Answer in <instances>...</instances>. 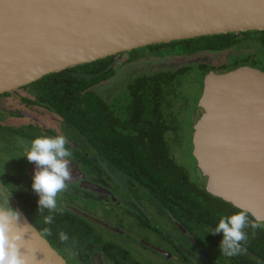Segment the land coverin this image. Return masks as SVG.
<instances>
[{
    "label": "flooded vegetation",
    "instance_id": "1",
    "mask_svg": "<svg viewBox=\"0 0 264 264\" xmlns=\"http://www.w3.org/2000/svg\"><path fill=\"white\" fill-rule=\"evenodd\" d=\"M251 37L219 50L188 53L167 47L157 54L145 46L132 61L125 60V52L118 54L112 74L82 91L100 97L113 110L107 112L105 126L94 118L93 126L82 127L91 116L74 109L78 103L68 100L75 96L71 92L76 91L75 84L71 88L63 85L59 96V91L49 90L41 77L0 93L2 156L18 155L3 143L7 133L12 137L6 144L16 147L20 155L36 136L63 135L72 152L71 180L57 195L58 210L52 213L53 223L46 226L51 235L44 236L69 264H264V228L246 229L249 238L242 243L245 251L234 258L218 252L219 234L206 233L214 226L209 218L214 210L210 205L219 197L199 190L204 178L192 155V127L177 126L183 111L192 113L193 118V109L185 110L186 98L173 94L159 103L155 96L132 93L137 89L136 79L187 65H193L188 76L197 72L196 100L201 91V75L229 70L233 58L238 66L264 72V59L258 58L259 52L229 53L219 64L200 57L203 53L221 54L246 44H258L256 36ZM53 73H59V78L78 74L68 69ZM189 96L191 103L196 101ZM62 105L68 109H61ZM17 158L9 157L14 164L0 176V183L15 186L7 198L9 205H17L40 232L45 227L42 215L48 213L35 209L37 197L30 188L33 171L29 169V175L24 176V160ZM31 166L35 167L33 163ZM217 209L228 211L227 215L237 211L234 207ZM61 231L68 234V241L58 240Z\"/></svg>",
    "mask_w": 264,
    "mask_h": 264
},
{
    "label": "water",
    "instance_id": "2",
    "mask_svg": "<svg viewBox=\"0 0 264 264\" xmlns=\"http://www.w3.org/2000/svg\"><path fill=\"white\" fill-rule=\"evenodd\" d=\"M264 31V0H0V93L148 45ZM192 155L205 190L264 218V72L202 78ZM29 264H69L16 205Z\"/></svg>",
    "mask_w": 264,
    "mask_h": 264
},
{
    "label": "clouds",
    "instance_id": "3",
    "mask_svg": "<svg viewBox=\"0 0 264 264\" xmlns=\"http://www.w3.org/2000/svg\"><path fill=\"white\" fill-rule=\"evenodd\" d=\"M66 144L63 135L36 136L23 154L19 155L35 165L30 177V188L37 197L35 209L42 214L45 210L48 213L41 218L45 227L41 229L40 235L45 237L51 235L46 226L53 223L52 213L58 210L57 195L66 189L71 180L69 164L72 152ZM15 156L18 155H10L7 159ZM2 172L0 167V174ZM14 187L10 183H0V264H29L28 258L20 251L24 242V226H19V213L9 205L7 199ZM232 207L237 208V211L221 215L211 230L206 232L220 235L218 252L229 258L237 257L245 251L242 243L248 239L246 229L264 228V218L251 213L248 208L235 204ZM58 240L66 242L69 236L61 231Z\"/></svg>",
    "mask_w": 264,
    "mask_h": 264
},
{
    "label": "trees",
    "instance_id": "4",
    "mask_svg": "<svg viewBox=\"0 0 264 264\" xmlns=\"http://www.w3.org/2000/svg\"><path fill=\"white\" fill-rule=\"evenodd\" d=\"M253 35L256 36L255 42H257L258 45L260 46L259 54L264 56V31L243 32V33H240L238 38H235L236 34L201 36V37H196V38H191V39L173 41L168 44H156V45H149L146 47L149 48L151 52L157 53V54H162L161 51L162 50L165 51L167 47L168 48L176 47L188 53L193 52L198 49L219 50V49H223V48H227L231 46L236 40H239L241 38H250L251 36L253 37ZM124 54H125V60L127 61L135 60L141 54L140 48L134 49L130 52H125ZM117 56L118 54L106 57L104 59H99L91 63L80 64V65L74 66L73 68H67L68 70L78 72V74H74L71 76L66 74L65 76H63V78H59L58 77L59 73H52V74L43 76L41 78V81L46 85V87L49 90L53 92L55 90L59 91V93H57V95L59 96L60 94H63L61 93V91H63V85H68L69 88H71L75 84L76 91H71L72 93H75L73 94L75 96L73 98L68 97V100H71L74 103H78L77 106L75 105L74 109L81 111V112L90 113L89 116H91L90 119L87 118L86 122H83L81 124L82 127H84L85 129H88V127L93 126L94 118H96L97 122H100V124L105 126L107 125L105 122V118L107 117L106 116L107 112H111L113 110H111L109 106L105 103V101L101 99L100 97L95 96L94 94L90 92H87V91L82 92V91L89 84L108 78L113 72L112 65H114V62L116 61ZM236 61L237 60L233 58V60L229 64L230 67L228 68L231 69V68H234L235 66H238ZM192 67L193 65H187L176 71L161 70L159 72H155L147 76L145 75L140 78L141 80L136 79L134 84L136 85L137 89L136 91H133L132 93L135 94L136 92H138L139 93L138 95H142L145 97H147L146 95L148 94H149L148 96H155V98L159 100L158 101L159 103H163V101H166L165 99H167V97L170 95L174 94L176 96L178 95L180 96L181 93H180L179 88L182 87V84H183L182 82L188 77V74L191 73ZM203 67H205V65ZM202 78H203V75H201L200 81H202ZM61 81H63L64 83H62ZM52 86L55 89L52 88ZM71 101H68V102H71ZM196 101L193 106V118H192L193 124L195 122L194 111L196 107ZM61 109L66 110L68 108L62 105ZM200 189L203 192H205L204 184H202L199 190ZM209 197H210V200H214L213 199L214 197H212L211 195H209ZM215 199L217 201L214 202V204L210 205L211 207L214 208V210H211L210 215H209V218L212 220L213 224L217 222L218 218L221 215H227L228 213V211L226 210L219 211L217 207L219 206L232 207L230 204H227L226 202L220 200L219 198H215Z\"/></svg>",
    "mask_w": 264,
    "mask_h": 264
},
{
    "label": "rangeland",
    "instance_id": "5",
    "mask_svg": "<svg viewBox=\"0 0 264 264\" xmlns=\"http://www.w3.org/2000/svg\"><path fill=\"white\" fill-rule=\"evenodd\" d=\"M259 49H260V46L258 44L252 43V44H246L245 46L244 45L243 46H240L238 48H233V49H230V50L223 51V53H221V54H215V53H209L208 54V53H203L200 57L203 58L204 60L209 61V62H213V63L219 64L221 61L223 62V61L226 60L225 57L229 53H233V52H235V53H240V52H249V53H254L255 52V53H258L259 52ZM258 58L264 59L262 55L258 56ZM148 62L154 63L152 60H149ZM196 75H197V72L193 75L194 78H193L192 74L190 76H188L182 82L183 83L182 84V87H180V93H181L183 99L186 98L185 110H191V109H193V106L195 104V102L191 103L192 102V98L189 95H192L193 96V100H196L195 98L198 95L197 94L198 93V82L195 79L196 78ZM187 104H189V105L186 108ZM191 114L192 113H190V112H184L183 111V114L177 120V124H178L177 126L178 127H185V126L191 127V125H192V127H193V120L191 118ZM191 120H192V122H191ZM4 136L6 137V140L5 141H7L8 144H9V140L11 139L10 138L11 134L10 133H7ZM2 141H3V143L7 147H10L12 149V151L17 152L16 153V154H18L17 157H19L17 159H21V161L24 160V161H22L23 164H22V170H21V172H22V174L24 176H26V175L28 176L29 173H30L29 169L31 171H33V169H34V167L31 166V162L27 161L26 158L19 156L20 155L19 154L20 152H18L17 150H15V149H17L16 147H13V146H10V145L6 144V142L3 139H2ZM185 152H187V149H186V146H183V153H185ZM1 154H2V149L0 147V163H2V164H0V167H2V169H3V172H2V174H0V176L3 175V174H6V172H9V169L14 164V162L12 164L9 161L10 159H7V157L2 156ZM4 159H7V160L3 161ZM184 160H186V159H184ZM4 164H5L6 168H3ZM132 249L134 251H136L137 248L132 246ZM150 260H152V259H150Z\"/></svg>",
    "mask_w": 264,
    "mask_h": 264
}]
</instances>
